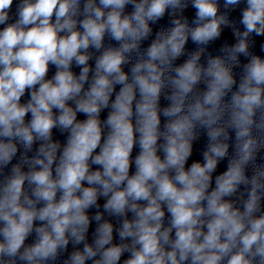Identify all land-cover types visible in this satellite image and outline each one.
Returning a JSON list of instances; mask_svg holds the SVG:
<instances>
[{"label":"clouds","instance_id":"9594fccd","mask_svg":"<svg viewBox=\"0 0 264 264\" xmlns=\"http://www.w3.org/2000/svg\"><path fill=\"white\" fill-rule=\"evenodd\" d=\"M13 3L0 0V264H264V0H19L10 22ZM225 28L234 42L212 55Z\"/></svg>","mask_w":264,"mask_h":264}]
</instances>
